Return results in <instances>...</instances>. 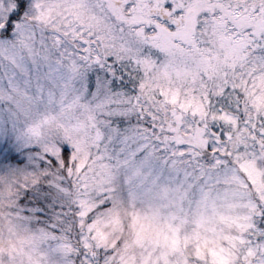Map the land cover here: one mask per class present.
Masks as SVG:
<instances>
[{
	"label": "snow or ice",
	"instance_id": "obj_1",
	"mask_svg": "<svg viewBox=\"0 0 264 264\" xmlns=\"http://www.w3.org/2000/svg\"><path fill=\"white\" fill-rule=\"evenodd\" d=\"M0 264H264V0H0Z\"/></svg>",
	"mask_w": 264,
	"mask_h": 264
}]
</instances>
